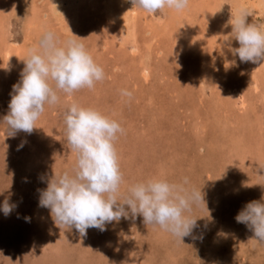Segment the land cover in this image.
<instances>
[{
  "label": "rangeland",
  "instance_id": "rangeland-1",
  "mask_svg": "<svg viewBox=\"0 0 264 264\" xmlns=\"http://www.w3.org/2000/svg\"><path fill=\"white\" fill-rule=\"evenodd\" d=\"M232 1L189 0L181 11L145 13L129 0H0V67L7 62L10 69H0V117L19 80L20 59L45 29L61 41L68 27L87 36L76 39L104 72L92 89L58 92L59 103L44 106L31 134L5 140V158L0 129V201L15 204L7 216L0 213V264H264V244L234 220L246 202L264 199V186L255 185H264V175L254 169L264 167V70L247 62L223 67L232 56L226 48L221 54L224 27L215 26V17L223 25L230 20ZM246 22L263 24L259 13ZM121 89L131 97L121 96ZM72 103L95 108L122 128L114 141L120 195L150 177L170 183L187 178L186 187H201L207 209L193 207L191 215L210 212L211 220H198L194 230L202 240L181 242L139 215L103 232L89 228L84 237L53 225L48 210L37 206L38 190L75 163L61 114Z\"/></svg>",
  "mask_w": 264,
  "mask_h": 264
},
{
  "label": "clouds",
  "instance_id": "clouds-1",
  "mask_svg": "<svg viewBox=\"0 0 264 264\" xmlns=\"http://www.w3.org/2000/svg\"><path fill=\"white\" fill-rule=\"evenodd\" d=\"M129 2L145 13H155L164 8L181 11L187 7L189 0ZM248 16H252V10L241 9L222 25L230 27V31L220 41L221 54L226 48L240 63L264 61V30L256 24L247 23ZM68 30L70 35L63 41L51 30L41 31L35 46L28 48L20 59L23 68L19 80L12 84L8 111L0 117L4 158L7 147L5 140L15 138L18 132L31 134L44 106L59 103L58 92L70 96L83 88L92 89L96 82L104 79L103 69L76 39L87 36L77 37L69 27ZM233 41L238 46L233 47ZM236 59H225L228 64L223 65L224 69L237 66ZM0 69L10 70L7 62ZM120 95L131 97V93L124 89L120 90ZM61 114L65 140L75 154V163L70 173L52 174L46 181V187L38 190L37 200L38 207L48 210L55 227L64 228L65 231L74 229L80 237H84L89 228L103 232L107 230L106 225L119 222L121 218L128 219L129 215L132 219L139 215L144 224L157 225L181 242L182 237L202 240L203 234L197 236L194 230L201 227L198 220H211L210 212L207 210L206 217L191 215L193 207L202 205L206 208L205 193L201 187H186L187 178L170 183L163 178L150 177L128 185L120 195L122 175L114 148L117 134L123 131L119 123L95 108L76 103L64 107ZM20 147H23L22 143L17 150ZM254 169L257 175H264V167L255 165ZM41 180L43 182V177ZM8 199L6 197L0 201V213L5 216L15 208V204H10ZM24 219L26 222L29 220L27 216ZM234 220L251 231L257 243L264 244V199L246 202L234 215ZM203 226L206 228L207 225ZM200 264H203L201 260Z\"/></svg>",
  "mask_w": 264,
  "mask_h": 264
},
{
  "label": "bare ground",
  "instance_id": "bare-ground-1",
  "mask_svg": "<svg viewBox=\"0 0 264 264\" xmlns=\"http://www.w3.org/2000/svg\"><path fill=\"white\" fill-rule=\"evenodd\" d=\"M214 2H212L213 4H217V2H218V0H213ZM236 3V4H235ZM232 4H235V14L237 13V12H239L241 9H249V10H252V13H259V15H260V17H261V20L263 21V24H262V28H261V30H264V0H234V1H232ZM198 5H199V3H198ZM193 6V5H192ZM199 6H201V5H199ZM123 8V7H122ZM232 8V7H231ZM201 9H203V7H201ZM190 11V10H189ZM202 11V10H201ZM213 11V10H212ZM212 11L209 13V14H207L206 16H210V14L212 13ZM131 12H133L134 13V10L133 11H131ZM171 12V11H170ZM192 12V11H191ZM132 13V14H133ZM214 13V12H213ZM204 14V13H203ZM232 14V13H231ZM130 15V14H129ZM185 15V14H184ZM218 15V14H217ZM179 16V15H178ZM177 16V17H178ZM182 16V15H181ZM131 17H133L132 15H131ZM38 18V17H37ZM216 19H215V23L217 24V25H215V26H221L222 27V25H223V23L220 21V18H219V15H218V17H215ZM204 19V18H203ZM213 19H211V21H212ZM231 20V19H230ZM250 20V19H249ZM213 22V21H212ZM220 22L222 23V24H220ZM248 22V21H247ZM168 24L170 23V22H167ZM44 25V24H43ZM171 27L173 26V24H172V22L169 24ZM38 26V25H37ZM41 27H43V26H41ZM205 27V26H204ZM261 27V26H260ZM45 28V27H44ZM214 28V27H213ZM164 29H166V28H164ZM205 29V28H204ZM37 30V29H36ZM201 30V29H200ZM199 30V31H200ZM159 31V30H158ZM187 31V30H186ZM228 31H230V27H228V28H225L224 27V29H223V34H226ZM180 34V33H179ZM194 34V33H193ZM222 33H221V35H223ZM204 35V34H203ZM132 36V35H131ZM134 36V35H133ZM179 36V35H178ZM201 36H202V34H201ZM218 36V35H217ZM125 37V36H124ZM199 37V36H198ZM197 37V39H199ZM129 38V37H128ZM193 38V37H192ZM196 38V37H195ZM216 37H214V39H215ZM217 39V38H216ZM200 40V39H199ZM193 42V41H192ZM201 42V41H200ZM189 44H190V42H188ZM199 43V42H198ZM215 45H217V44H215ZM232 46L233 47H236L234 44H232ZM195 47V46H194ZM203 49V48H202ZM205 49V48H204ZM4 51H6V50H4ZM219 52V51H218ZM211 54V53H210ZM230 56V55H229ZM232 56V55H231ZM230 58V57H229ZM232 59H236L235 57H233L232 56ZM223 63V62H222ZM247 63H249L250 65L252 64L254 67L255 66H257V65H261V67H263V70H264V61H257L256 62V64L255 63H252V62H247ZM257 63H259V64H257ZM224 64V63H223ZM236 64L237 65H240V62H239V60L238 59H236ZM242 64V63H241ZM224 65H226V64H224ZM227 66V65H226ZM236 67V66H235ZM253 67V68H254ZM231 68H234V67H231ZM236 69V68H235ZM142 70V69H141ZM215 71V70H214ZM219 71H221L220 70V68L219 69H217V73L219 72ZM234 72V71H233ZM144 73H145V75H146V73H148L146 70H144ZM220 73V72H219ZM213 75V74H212ZM230 75V74H229ZM204 76H205V74H204ZM231 76V75H230ZM233 76V75H232ZM204 78V77H203ZM232 78V77H231ZM248 78H249V76H248ZM252 78V77H251ZM224 79V78H223ZM230 79V78H229ZM227 81H228V79H227ZM232 81L234 82V80L232 79ZM251 81V80H250ZM252 81H254V80H252ZM206 82V81H205ZM202 83H204L203 81H202ZM248 83V82H247ZM208 84V83H207ZM255 84V83H254ZM226 85V84H225ZM249 85V84H248ZM258 86V82L256 81V84H255V86ZM212 86H210V88H211ZM213 87H215V85L213 86ZM259 87V86H258ZM213 89H215V88H213ZM211 90V89H210ZM237 91V90H236ZM256 91V90H255ZM199 106V105H198ZM217 126H218V124H217ZM23 139L25 140V138L23 137ZM235 192V191H234ZM236 193V192H235ZM244 193V192H243ZM245 203V202H244ZM243 204V203H242Z\"/></svg>",
  "mask_w": 264,
  "mask_h": 264
}]
</instances>
